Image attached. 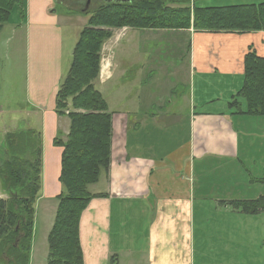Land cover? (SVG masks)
Here are the masks:
<instances>
[{
    "label": "crops",
    "instance_id": "obj_1",
    "mask_svg": "<svg viewBox=\"0 0 264 264\" xmlns=\"http://www.w3.org/2000/svg\"><path fill=\"white\" fill-rule=\"evenodd\" d=\"M66 1L24 0V21L13 24L16 33L0 43L2 50L16 40L17 33L22 34L9 53L14 65L16 56L21 59L20 66L23 60L27 67V116L39 121L44 141L43 190L37 205L47 201L44 212L50 216L57 214V198L63 192V149L55 143L60 135L67 139L71 126L69 118L60 117L56 108L65 77L64 28L74 19ZM210 1L193 0L192 8H215L204 6ZM221 3L218 7L259 5L264 0ZM58 5L66 8L65 14L59 13ZM129 32V40L138 41L143 31L126 28L109 41L99 81L108 84L120 79L126 88L140 81L136 88L144 93L143 80L138 77L146 65L141 59L148 53L124 52L119 68L114 60L115 48ZM162 32L189 37L191 73L194 78L199 76L201 85L205 79L219 80L223 83L218 85H232V89L229 87L224 103L210 101L223 104L224 110L198 112L195 107L187 117L179 111L166 114L165 109L162 114L144 116L132 108L138 101L130 96L122 101L130 109L121 121L123 137L115 142L114 130L111 168L90 187L94 198L80 220L84 264H110L115 256L119 264H264V223L260 219L264 213L246 215L235 210L229 195L207 188L212 185L210 180L203 181L201 187L197 180L198 163L205 168L210 161L235 165L241 161V137L234 123L237 114L229 105L243 87L245 57L254 52L264 58V32ZM73 55L74 49L70 61ZM137 55L139 62L133 60ZM195 80L192 85H197ZM157 132L165 140L155 139ZM168 133H173L175 140H167Z\"/></svg>",
    "mask_w": 264,
    "mask_h": 264
},
{
    "label": "trees",
    "instance_id": "obj_2",
    "mask_svg": "<svg viewBox=\"0 0 264 264\" xmlns=\"http://www.w3.org/2000/svg\"><path fill=\"white\" fill-rule=\"evenodd\" d=\"M192 4L193 0H104L95 13L87 15L91 17L88 27L81 33L71 68L57 95V114L69 118L71 126L67 139L55 143L63 149V192L57 198L55 224L48 237L47 264H84L80 220L94 198L90 187L98 184L102 173L112 165L113 115L96 84L101 76L103 48L114 32L126 28L264 32V4L215 8H192ZM23 6L24 0H0V33L13 12ZM244 66L243 87L229 106L237 116L264 117V58L250 52ZM240 98L245 100V110ZM2 155L0 264H30L36 208L43 190V136L35 130H24L20 123L5 136ZM261 182L264 184V180ZM231 206L246 215H258L264 213V198ZM110 264H119L118 257H112Z\"/></svg>",
    "mask_w": 264,
    "mask_h": 264
},
{
    "label": "rangeland",
    "instance_id": "obj_3",
    "mask_svg": "<svg viewBox=\"0 0 264 264\" xmlns=\"http://www.w3.org/2000/svg\"><path fill=\"white\" fill-rule=\"evenodd\" d=\"M86 1H66L68 8L74 12V19L64 28L65 77L73 62V59L70 61V54L73 49L75 51L81 38V33L88 26L90 19H88L87 15L95 13L104 3V0H92L91 7L88 11H84ZM222 1L211 0L209 5L204 6L218 7L220 6L219 4H222ZM57 9L60 14L66 13V8L62 5H58ZM82 13H86V15ZM24 17V6L21 9L17 8L13 12L10 22L4 26L3 31L0 33V43L2 40H8L11 33L13 35L16 33L12 25L18 24V22L22 23ZM124 30L117 31L114 36ZM131 33L129 32L120 46L115 48L114 60L116 59V64L119 68L120 61L125 56L124 52L126 55L139 52H143L144 54L145 51L148 53V55H143L141 59L143 65L144 62H146V65H144L142 76L138 77L139 80H143L142 84L145 86L143 89L144 93L142 91L139 92L136 88L140 84V81L127 85L129 88L124 87L120 79L108 84L100 81L96 84L97 90L104 96L110 111L113 115H116L114 116L113 127L115 130V142L123 137L121 121L123 120V115L128 114L130 111L129 107L122 102L127 99V96L139 102V104L134 103L132 108L144 116L149 114L154 115L157 112L162 114L164 112L162 109H165L166 114L179 111L183 117L191 114L195 107H197L198 112L209 113L224 110L223 104H220L221 106L213 105L210 101L224 103L228 100L229 87L232 89V85H218L223 82L219 80L207 81V79L201 85L199 83L201 81L199 76L194 78L189 64L190 39L188 36L184 33H177L176 36H173L162 31H143L139 32L138 41H130L129 37L132 35ZM21 35V33H17V36L14 37L16 40L7 41L8 44L6 43L5 47L0 50V158L1 156L3 157L4 138L7 133L13 132L18 122L22 123L24 130L31 129L38 133L41 130L39 121H32L27 116L30 107L27 104L29 95L26 86V64L24 65V61L22 60V66H20L21 59L15 56L14 65L12 55L9 53V49H13L19 43ZM7 45L10 46L7 47ZM139 56L137 55L133 60L139 62ZM33 68L32 62V71ZM119 76L121 77V75ZM194 80L197 85H192V81ZM239 103L242 104V108L245 110V100L240 98ZM234 123L241 137L242 150L240 163L235 165L224 161H210L205 168L204 164H197L199 186H203V181L210 180L212 185L207 186V188L211 190L219 189L220 193L217 191L215 193L223 196L229 195L233 199L230 202L231 205L235 202H251L264 198V184L261 182V180H264V117L238 118L236 116ZM170 138L172 141L175 140V135L168 133L167 140ZM58 139L64 141L65 137L60 135ZM155 139L165 140L164 136L159 132L155 134ZM44 159L43 155V173ZM1 162L0 159V164ZM238 188L241 190L239 191ZM2 193L3 186L0 179V195ZM45 202L39 203L36 208V227L30 264H47L49 255L47 234H50L52 230L51 226L52 228L54 226L56 214L50 216L44 212ZM260 219H263L264 223V217Z\"/></svg>",
    "mask_w": 264,
    "mask_h": 264
},
{
    "label": "water",
    "instance_id": "obj_4",
    "mask_svg": "<svg viewBox=\"0 0 264 264\" xmlns=\"http://www.w3.org/2000/svg\"><path fill=\"white\" fill-rule=\"evenodd\" d=\"M127 1L130 0H106L107 3H125ZM89 8H90V2L84 11H88Z\"/></svg>",
    "mask_w": 264,
    "mask_h": 264
},
{
    "label": "flooded vegetation",
    "instance_id": "obj_5",
    "mask_svg": "<svg viewBox=\"0 0 264 264\" xmlns=\"http://www.w3.org/2000/svg\"><path fill=\"white\" fill-rule=\"evenodd\" d=\"M89 2H90V7H91L92 0H87V1H86V4H85V8H84V10H85V9H86V7L88 6Z\"/></svg>",
    "mask_w": 264,
    "mask_h": 264
}]
</instances>
